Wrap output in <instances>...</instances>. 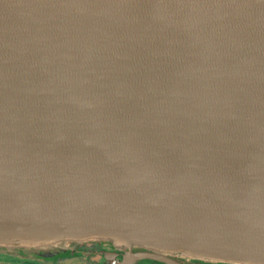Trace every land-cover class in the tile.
<instances>
[{
	"label": "water",
	"instance_id": "obj_1",
	"mask_svg": "<svg viewBox=\"0 0 264 264\" xmlns=\"http://www.w3.org/2000/svg\"><path fill=\"white\" fill-rule=\"evenodd\" d=\"M87 239L264 264V0H0V246Z\"/></svg>",
	"mask_w": 264,
	"mask_h": 264
},
{
	"label": "flooded vegetation",
	"instance_id": "obj_2",
	"mask_svg": "<svg viewBox=\"0 0 264 264\" xmlns=\"http://www.w3.org/2000/svg\"><path fill=\"white\" fill-rule=\"evenodd\" d=\"M131 248V253H151L146 249ZM127 251L103 239L59 241L30 247L0 246V264H121ZM177 264H229L205 262L197 259L172 256ZM127 264H163L151 259H139Z\"/></svg>",
	"mask_w": 264,
	"mask_h": 264
},
{
	"label": "rangeland",
	"instance_id": "obj_3",
	"mask_svg": "<svg viewBox=\"0 0 264 264\" xmlns=\"http://www.w3.org/2000/svg\"><path fill=\"white\" fill-rule=\"evenodd\" d=\"M137 248L140 249L139 247H137ZM142 249H144V248H142ZM167 257H172V256L171 255H167ZM9 264H16V263H9Z\"/></svg>",
	"mask_w": 264,
	"mask_h": 264
},
{
	"label": "trees",
	"instance_id": "obj_4",
	"mask_svg": "<svg viewBox=\"0 0 264 264\" xmlns=\"http://www.w3.org/2000/svg\"><path fill=\"white\" fill-rule=\"evenodd\" d=\"M200 261H202V260H200ZM205 262H208V261H205Z\"/></svg>",
	"mask_w": 264,
	"mask_h": 264
}]
</instances>
